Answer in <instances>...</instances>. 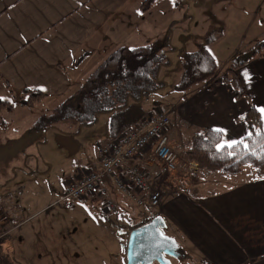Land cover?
<instances>
[{
  "label": "crops",
  "instance_id": "0c3cea01",
  "mask_svg": "<svg viewBox=\"0 0 264 264\" xmlns=\"http://www.w3.org/2000/svg\"><path fill=\"white\" fill-rule=\"evenodd\" d=\"M172 3L169 0H0V101L10 106L9 110L0 111V131L12 128L18 122L14 117L13 122L6 124L5 118L15 112L20 114L22 108L29 109L22 119L34 118L26 133L38 131L34 126L38 118L48 115L78 90L111 52L119 47L162 44V39H168L166 31L177 19ZM215 42L207 46L209 51ZM248 48L235 51L230 59ZM212 55L217 60L216 55ZM229 63L223 67L217 63V74L212 79L194 85L184 93L171 88L160 96L151 94L140 103L145 116L150 117L151 111H162L169 115L171 129L178 124L185 127L184 149L191 133L203 128L221 131L218 146L238 142L251 130L252 121L245 118L251 108L264 126V55L252 58L236 70L243 90L239 97L235 96L236 91L229 83L220 79ZM26 90L38 91L44 97L33 105H23L19 101L27 98ZM102 115L106 116L109 140L110 117ZM61 123L65 122L55 124ZM170 133L171 145L177 148L172 141L177 139L176 134L173 130ZM5 134L0 133V140L5 142L0 148L1 153L5 152L4 166L18 168L17 158L7 157V143L12 140ZM104 141L107 140L99 141L95 150ZM28 155L24 153L23 159ZM147 167L158 173L155 165ZM189 168L192 170L189 177L193 176L190 186L186 183L188 174H185L187 176L182 177L184 189L164 199L159 206L158 214L167 225L165 233L175 237L181 247L191 250L199 264H264V177H254L247 167L236 175L201 171L193 163ZM94 169L98 168L90 164L86 169L75 170V175L71 176V172L64 178L54 179L51 187L37 192L35 201L31 202L40 205L36 213L42 212L45 206L67 210L54 203L58 198H53L54 193L61 192L68 182ZM31 171L27 169L28 173ZM17 190L19 194L23 192L21 188ZM110 196L115 202L132 203L118 192ZM3 200L7 203L6 196ZM102 200L103 197L83 199L72 207L78 208L81 203L89 202L104 213ZM19 212L18 206L11 212V226L5 229L3 225L0 240L19 225ZM56 215L53 212L45 219L50 221ZM40 221L43 224L42 218L38 219L33 229L45 236L48 232H40ZM29 231L30 228L28 232L24 229L27 238ZM53 232L61 233L59 229ZM7 241L0 245V264H6L1 256L14 251ZM40 245L35 241L34 245L21 247V252L32 253L38 264H97L74 259L73 256L80 252L77 247L73 253L72 249H65V245Z\"/></svg>",
  "mask_w": 264,
  "mask_h": 264
},
{
  "label": "rangeland",
  "instance_id": "374dc122",
  "mask_svg": "<svg viewBox=\"0 0 264 264\" xmlns=\"http://www.w3.org/2000/svg\"><path fill=\"white\" fill-rule=\"evenodd\" d=\"M172 1H175L174 5ZM169 2L175 7L174 15L176 14L177 19L166 31L168 39L164 41L162 39L160 45L163 48L161 51H166V57L171 61V64L168 67H162L159 72L158 79L165 85L158 89L153 96H160L172 88L182 71L181 54L193 50L195 43L201 42L203 37L212 30L221 28L223 32L222 36L218 37L216 42L210 46V51L216 55V61L220 67L231 62L230 58L235 51L243 47H253L255 40L264 41L262 40L264 39V0H169ZM168 31H170L169 34ZM225 69L220 77L221 80H223L228 67ZM22 109L20 114L15 112L5 116L6 124L13 122L15 118L18 119V122L13 124L12 128L0 131V133H6L7 139L12 140L7 143L9 145L7 157L17 158L18 162L16 163H19L18 168L14 166L12 169L4 166L2 159L5 152H0V161L2 160L0 162V218L2 216L5 218L2 223L6 226L5 229L9 228L11 212L17 206L20 207L19 216L21 218L18 222L19 225L10 231V235L8 234L4 240H0L1 246L3 241L8 240L6 244H10L14 248L11 254L3 255L1 258L6 264H16V262L17 264H38V259L32 258V253L21 252V247H25L27 244L34 245L35 241H38L42 244L40 246L45 247L47 245H54V247L65 245V249H72L73 253L77 247L80 252L73 257L74 259L80 258L81 261L84 259L89 263L96 262L97 264H125L123 246L128 238L127 233L134 226L142 224L158 214L159 206L164 202V199L184 189L182 177L187 176L185 174H188L186 183L189 186L193 180V176L189 177V174H192V170L189 168L192 162L183 156L182 137L186 131L185 127L178 124L171 129L170 120V127L167 130L169 139L172 130L176 134L177 139H172V141L177 145L174 151L177 155L179 172L159 175L148 169L153 187L160 192V201L157 206L123 204L120 200L116 201V211L103 213L91 203L83 202L78 208L72 207L65 211L44 205L43 211L36 213L40 205L31 204V202L35 201L38 193L48 186L51 187V182L54 179L64 178L67 173L71 172V176L75 175V170L86 169L90 164H94V167L98 168L95 148L99 141L108 140L106 116L101 115L97 123L91 126L79 125L74 119L71 123L70 121L61 124L52 123L53 126L46 123L43 128L37 126L39 127L38 131L27 134L26 129L31 126L34 118L22 119L21 116L29 111L28 108ZM157 114H164V112L151 111L152 116ZM4 144L5 142L0 140V148ZM24 153L29 154L27 158L24 157L25 159H23ZM27 169L32 170V173H28ZM18 188L23 189V192L17 193ZM60 193L56 191L53 198L59 197ZM5 196L7 203H4L3 200ZM53 212L57 214L54 216V220L47 221L45 218ZM41 218L43 224L40 221L42 225L40 232H48L45 233V236H40V233L37 234L39 231L33 229L35 222ZM28 228L30 231L27 238L24 229H27L28 232ZM57 229L61 231L59 235L53 232ZM51 232L54 234L50 235ZM22 234L24 237H21ZM182 248L191 258L172 260V264H199L191 250ZM28 255H30L29 258Z\"/></svg>",
  "mask_w": 264,
  "mask_h": 264
},
{
  "label": "trees",
  "instance_id": "16d2710c",
  "mask_svg": "<svg viewBox=\"0 0 264 264\" xmlns=\"http://www.w3.org/2000/svg\"><path fill=\"white\" fill-rule=\"evenodd\" d=\"M222 33L221 28L208 32L201 42L195 43L193 50L181 54L182 71L172 87L173 91L184 93L215 76L217 62L207 46ZM254 43L253 47L232 58L223 76V81L236 91V97L243 95L236 70L252 58L264 55V41L255 40ZM162 49L161 45L156 44L117 48L96 66L78 90L48 115L39 117L35 128H43L46 123L53 126L52 123L71 122L73 119L79 125L91 126L99 115L108 114L109 139H114L145 117L140 103L164 87L165 83L158 79V72L160 68L169 66L170 60ZM24 93L27 98L19 101L23 105H33L44 97L35 90H26ZM3 109L9 110L10 106L0 101V111ZM245 118L252 121L251 130L234 143L233 148L218 146L221 131L203 128L191 133L183 156L200 170L235 175L247 167L254 177L263 178L264 126L252 108L247 111Z\"/></svg>",
  "mask_w": 264,
  "mask_h": 264
},
{
  "label": "built area",
  "instance_id": "2783aa9c",
  "mask_svg": "<svg viewBox=\"0 0 264 264\" xmlns=\"http://www.w3.org/2000/svg\"><path fill=\"white\" fill-rule=\"evenodd\" d=\"M169 125L165 113L145 116L114 139L104 141L96 149L98 169L64 185L54 203L70 209L74 202L103 197L104 211L113 213L117 204L110 194L118 192L137 206H157L160 192L153 187L147 166L155 165L159 175L177 172V155L167 134ZM4 219L0 218V231Z\"/></svg>",
  "mask_w": 264,
  "mask_h": 264
},
{
  "label": "water",
  "instance_id": "95a60500",
  "mask_svg": "<svg viewBox=\"0 0 264 264\" xmlns=\"http://www.w3.org/2000/svg\"><path fill=\"white\" fill-rule=\"evenodd\" d=\"M105 178V176H103ZM166 222L161 214L134 226L128 233L125 264H172L174 260L190 259L175 237L165 233Z\"/></svg>",
  "mask_w": 264,
  "mask_h": 264
},
{
  "label": "snow or ice",
  "instance_id": "6c2138e0",
  "mask_svg": "<svg viewBox=\"0 0 264 264\" xmlns=\"http://www.w3.org/2000/svg\"><path fill=\"white\" fill-rule=\"evenodd\" d=\"M262 111H264V110H262ZM241 143H243V142H241ZM220 147H224V146L221 145ZM227 147L228 148H233L234 147V144H228ZM244 147H247V145H244Z\"/></svg>",
  "mask_w": 264,
  "mask_h": 264
},
{
  "label": "flooded vegetation",
  "instance_id": "af4514ba",
  "mask_svg": "<svg viewBox=\"0 0 264 264\" xmlns=\"http://www.w3.org/2000/svg\"><path fill=\"white\" fill-rule=\"evenodd\" d=\"M172 260H174V259H172ZM176 261V260H175ZM178 261V260H177ZM156 264V263H155Z\"/></svg>",
  "mask_w": 264,
  "mask_h": 264
}]
</instances>
